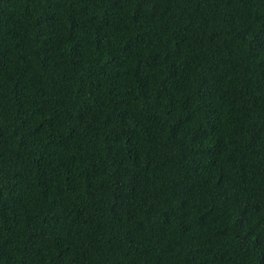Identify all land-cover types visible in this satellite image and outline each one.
Returning <instances> with one entry per match:
<instances>
[{
  "label": "trees",
  "instance_id": "obj_1",
  "mask_svg": "<svg viewBox=\"0 0 264 264\" xmlns=\"http://www.w3.org/2000/svg\"><path fill=\"white\" fill-rule=\"evenodd\" d=\"M0 264H264V0H0Z\"/></svg>",
  "mask_w": 264,
  "mask_h": 264
}]
</instances>
